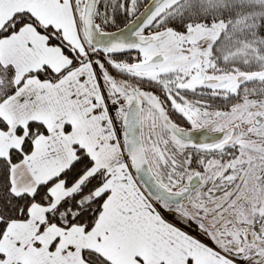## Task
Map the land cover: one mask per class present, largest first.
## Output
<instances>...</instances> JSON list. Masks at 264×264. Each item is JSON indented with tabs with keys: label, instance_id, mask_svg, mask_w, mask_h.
Instances as JSON below:
<instances>
[{
	"label": "snow or ice",
	"instance_id": "obj_1",
	"mask_svg": "<svg viewBox=\"0 0 264 264\" xmlns=\"http://www.w3.org/2000/svg\"><path fill=\"white\" fill-rule=\"evenodd\" d=\"M0 264H264V0H0Z\"/></svg>",
	"mask_w": 264,
	"mask_h": 264
}]
</instances>
